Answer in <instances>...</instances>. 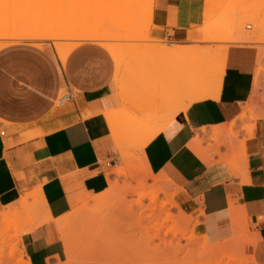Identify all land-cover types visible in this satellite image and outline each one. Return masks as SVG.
<instances>
[{
    "label": "crops",
    "instance_id": "1",
    "mask_svg": "<svg viewBox=\"0 0 264 264\" xmlns=\"http://www.w3.org/2000/svg\"><path fill=\"white\" fill-rule=\"evenodd\" d=\"M202 4L203 0H153L148 37L194 54L184 47L194 46L186 35L201 26ZM44 46L53 59L28 42L0 48V210L11 211L27 196L32 204L30 195L40 188L46 213L38 210L35 217L42 224L20 237L24 261L67 264L55 221L71 211L69 193L96 195L108 188L107 171L118 163L104 114L124 108L114 60L105 48L84 42L62 65L51 45ZM257 60L255 52L229 50L218 91L178 112L145 146L143 158L153 175L162 174L173 184L179 209L198 218L196 234L211 244L233 239L234 212L245 227V254L264 264V118L256 120L253 114L260 88ZM158 73L155 80L151 75L149 91L139 102L141 119L147 106L160 105ZM62 90L71 98L53 112ZM247 108V116L256 120L250 124L252 131L244 128L250 119H237ZM233 122L237 141L210 153L216 147L212 130L227 136ZM35 131L42 134L23 141L22 133ZM196 136L203 137V148L195 145Z\"/></svg>",
    "mask_w": 264,
    "mask_h": 264
},
{
    "label": "rangeland",
    "instance_id": "2",
    "mask_svg": "<svg viewBox=\"0 0 264 264\" xmlns=\"http://www.w3.org/2000/svg\"><path fill=\"white\" fill-rule=\"evenodd\" d=\"M10 2H14L16 4L13 7L7 8V4ZM152 2L153 0H0V48L11 44L28 42L35 44L39 50L53 59L49 48L47 46L42 47V44L48 43L58 56L59 62L62 65H64L62 62H66L70 52L78 46L77 44L79 43L80 45L86 42V38L89 39L90 42L98 43L101 46L103 44V48H107L108 45V48L110 46L113 49L115 48L114 50L110 48V50L107 49V52L111 53L110 56H116V59L113 57L114 62H116V64H122V67L119 69L115 66V82L118 85L117 88H129V91L125 96L122 98L120 97L124 109L119 112H115V120L111 122L114 126H108L111 133V142L113 143L114 151L117 154L116 162L118 164L117 167L107 171L106 177L110 181L111 179L116 178L119 185V193L121 191L120 188L126 186L127 184H130L131 187L134 188V190H132L133 192L127 194V197L125 195V201L128 204L135 202V200L141 196V189L135 187L137 182L145 177V175L147 176L145 178V181L147 182L146 184L148 186L153 185L152 177L147 174V165L141 152L145 141L153 133L162 131L163 128L166 127L169 120H171L177 112H181L185 101V99L183 100V96L186 94L185 79L187 73L190 72L192 75L195 69L208 70L212 67L213 63L211 62L217 56V48L221 49L220 47H225L227 49L226 57L229 50L234 49H245L256 53V58L258 57V60L256 61L257 67L255 72L259 74L260 77V88L259 95L255 101L253 114L258 115L256 120L260 117L264 118V65L260 63L261 58L264 57V0H203V13L201 15L202 24L192 32H205L208 29L211 30L214 29V27H220L222 30L218 35L211 34L209 37H231L234 34V28L236 29L242 24V28H239L241 31L240 33L246 35L253 33L251 35L253 36V39L249 43L241 44L228 41L219 43L200 42L199 38H197L194 42L192 41L194 44L193 47H184L186 49L193 50L194 54L191 55L190 53H185L184 55L172 58V60H170L171 58L167 60V56H165L158 59V61L147 60L149 57L156 55L155 48H153V46L164 43L169 47L170 42L166 40L156 42L151 41L152 38L148 37L149 34L147 36L142 35L136 38L135 41L134 39L126 41L119 39L124 36L133 25H138L140 28L141 26L142 28H150L152 15L151 20L144 21L145 23L143 22V24H141V22H137L132 24V26H125L126 29H120L117 27V24H120L119 21L121 19H132L133 16L140 15L141 12L145 13L147 10H151ZM208 8L210 9L208 10ZM205 11L212 12L208 13L209 15L213 14V20L211 21L210 19L209 24L207 23L208 21H206L207 24L203 25L205 23V17L209 16L207 14V16L204 17ZM255 13L257 15L259 13L260 16L258 15V17H261V22L256 21L258 18L254 17ZM232 14L234 16H232ZM249 15H251L252 18H250ZM130 16L132 17L129 18ZM247 17L249 18L246 19ZM232 19H235L233 23L234 27L230 24ZM247 25H251L250 30L246 29ZM87 35H90V37ZM92 35H95V37L99 36L100 38L97 37V39L100 40L96 39L97 41H94L95 37L93 38ZM53 36L56 37L57 40H55ZM59 37L60 39H58ZM89 41L87 40V42ZM141 42L143 45H141ZM57 44L61 47L60 52L56 50L55 45ZM75 44L76 46L72 49L71 46H74ZM201 50H204V52L196 53ZM159 71H161V75L158 76V80L161 81V88L159 90V94L161 95L160 105L156 107L147 106L144 113L145 118L143 117V119H140L141 106H139V102H141V99L144 97L143 95L146 96L149 91L151 75H153L152 79L155 80V75L159 74ZM141 86L144 87V91L142 93L139 91ZM207 91L205 90L204 95L212 97V92L209 89ZM64 92L65 91L62 90L61 94ZM139 95H142V97H138L137 101H135L134 104L131 103L130 105V100ZM190 96L191 98L193 97L192 95ZM58 99L53 107V110L56 111L58 110ZM247 119L250 120L247 122L243 120V122H246L244 128H247L250 124H254L256 122V120H253L254 118L249 117ZM159 120L160 123H158ZM235 131H238L236 123L230 137L227 135L220 137L218 140H213L215 137L212 130L211 134L213 137L211 136V140L215 143L216 147L219 145V142V147L224 145L230 146V142L232 140L237 141L238 139L239 133L237 134L236 132V135H234ZM29 133L32 132L22 133L21 136L25 137ZM33 133L42 134L40 131H35ZM203 134H205V132ZM195 138L200 140L202 144L203 137L196 136ZM195 138L193 141L195 145H197ZM201 144H199V147L203 148ZM210 153L212 152L210 151ZM119 170H122L123 174L119 176L112 174ZM158 176H160L163 181L161 180V182H158L157 186L167 190L171 197L174 198L175 192L173 190V184L162 174L153 175V177ZM151 189H153L152 186L149 190ZM39 191L40 188L36 189L34 193L30 195V197L34 196L31 199L33 203L37 204L35 212L41 210L43 207L39 197ZM84 194L89 196L92 195L86 192H72L68 194L71 211L62 217L70 216L82 207L83 204L78 201V198ZM163 197L165 198L164 195H160L161 200L164 199ZM145 203H147L146 200ZM4 210L5 208L1 209L0 214L8 212H3ZM171 213L177 216L179 214L178 208L171 209ZM112 215L113 210L111 211V214L108 215L109 217L106 216L107 220H104L101 225L96 224L91 227H87L83 224L85 218H82L83 221L78 218L74 219V217L69 219L68 222L71 224V229L62 235L59 233L67 255V264L72 263L73 261L76 264H96L97 261L99 262H97V264H107L108 262L106 263L102 260L101 256L97 253V251H95V246L99 240L104 243L106 242L107 244H111L113 250L111 248L109 250L112 254L116 255L114 262L117 264L154 263L153 261H155V257L153 256H156V254H153V256L152 254H148L147 256H144L145 253L141 254V243H143L144 238L147 239L149 235L151 236V234H153L152 231H149V233L147 231L135 230L137 232H134L132 231L133 228H128V220H124V217L122 218L119 215L120 219L118 216L116 219L113 218ZM187 217L194 220L192 224L195 222L199 223L198 218H193L188 215ZM21 218L26 219L23 224L19 223ZM29 218L30 215H27L26 217L21 215L14 221L6 220L3 222L4 220L2 221L0 216V264H27L24 261L23 252L20 249L21 236L16 238V234L19 230L26 226ZM189 230V235H192V233L196 235V233L193 232L192 226H190ZM131 232L135 236H132ZM127 233H129V235H127ZM125 235H127V238L130 236V238H135H129L127 240ZM170 237L171 236H167L166 240L170 239ZM70 241L73 242L72 247L70 245L71 251L67 252L66 244ZM154 243L157 244L158 242L154 241ZM182 243L184 244L185 242L182 241ZM92 244L94 246H92ZM199 244L200 242L198 241L197 245ZM188 250L193 253L196 250V247L194 249H190L189 247ZM196 251L198 252V249ZM196 251L194 253H196ZM238 251L239 256H242L243 254L247 260L251 259V256H247L242 249ZM194 253L191 255L192 257L195 256ZM198 253H196V256ZM196 256V261L191 257L192 264L193 261H198V257ZM183 257V255H179L177 256V259L172 260L173 262L170 263H178L179 260L183 259ZM202 260L203 259L199 258V261ZM111 262V264H116L113 261Z\"/></svg>",
    "mask_w": 264,
    "mask_h": 264
},
{
    "label": "bare ground",
    "instance_id": "3",
    "mask_svg": "<svg viewBox=\"0 0 264 264\" xmlns=\"http://www.w3.org/2000/svg\"><path fill=\"white\" fill-rule=\"evenodd\" d=\"M207 3H208V1H207ZM15 4L16 3H14V2H10L7 4V6H8L7 8L13 7V6H15ZM209 9L210 8H208V10ZM208 12L212 13L210 11H208ZM208 12L205 11L204 17L207 16V14L209 15ZM152 14H153V10L151 9L149 11L147 10V12H145V13L141 12L140 15H135L133 17L130 16L129 18L132 17V19H128V20L121 19L122 21L121 20L119 21L120 24L119 25L117 24V27L122 29V28H125V26H127V25L132 26V24L137 23V22H141V24H143L144 21H150L151 20ZM212 15L210 14L209 16L205 17V19H204L205 23L203 25H205L207 23L209 24L210 19H211V21L213 20ZM258 15H259V13H258ZM258 15L255 13L254 17L259 19V20L257 19L256 21L261 22L260 21L261 17H258ZM232 16H234V15L232 14ZM249 17L252 18L251 15H249ZM249 17H247L246 19H248ZM234 20L232 19L230 24L233 25ZM206 21H208V22L206 23ZM235 24H237V23H235ZM115 26H116V24H115ZM250 26H249V28L251 29ZM233 27H234V25H233ZM150 28H142V26L140 28V26H138V25H135V26L133 25L130 29L128 28L129 31L124 36L120 37L119 39H122L124 41L134 39V41H135L136 38H138L142 35L147 36L149 34ZM211 28H213V27H211ZM239 28H242V24L240 27H237L236 29L234 28L233 36L224 37V38L209 37V35H211V34L212 35H218L219 32H221V30H222V28H220V27H218V28L214 27V29H211V30H209L207 28L208 30L205 32H202V31L189 32L186 35V40H189L190 42L191 41L194 42L195 39L199 38L200 42H208V43H210V42L219 43V42H223V41H228V42H232V43H241V44L249 43L253 39V36H251L253 33L250 35L241 34L240 33L241 31L239 30ZM125 29H123V30H125ZM203 30H205V29H203ZM87 36L90 37V35H87ZM38 37H36V38H38ZM60 37L58 39H60ZM92 37L94 38L95 35H92ZM97 37H99V36H96L94 38V41L100 40V39H97ZM93 38H92V40H93ZM40 39H38V40H40ZM54 39L57 40L56 37H54ZM81 39H83V38H81ZM86 39H85L86 42H87V40L89 41V39H87V40ZM90 40H91V38H90ZM256 42H257V40H256ZM77 45H79V43ZM55 46H56V50L60 52L61 51L60 45L57 44ZM75 46H76V44L74 46H71L72 49ZM108 46H107V48H105L106 50L107 49L108 50L113 49V48H111V46L109 47L110 48L109 49ZM102 47H103V44H102ZM153 48H155L156 55L149 57L147 59L149 61H152V60L158 61V59H161L165 56H167V60L170 58H171L170 60H172V58H176L180 55L185 54L179 47L169 48L164 43L159 44V45H154ZM220 48L221 49L217 48L218 50H216L218 52H217L216 58L213 59L211 62V63H213L212 67H210L208 70L195 69L194 72L192 73V75L190 72L187 73L186 79H185L186 94H185V96H183V100L184 99L188 100V104H186V105L184 104L183 109L181 108L182 109L181 112H184L190 103L208 98V96L204 95L205 90L207 91L209 89L212 92V94H214L215 92L218 91V89L220 87V83L222 81L221 79H222V76L224 73V60H225V54H226V50H227L225 47H223V48L220 47ZM207 52H208V50H207ZM109 54H111V53H109ZM111 57H112V55H111ZM113 57L115 58L116 56H113ZM143 61H141V62H143ZM62 63L65 64V62H62ZM114 63H115V66L117 69L122 67L121 66L122 64H116V62H114ZM196 66H198V65H196ZM258 77H259V74L256 73L255 79H257ZM176 88H177V86H176ZM117 89H118V95L121 98L123 96H125L127 94V92L129 91V88H127V89L117 88ZM190 95H192L193 97L191 98ZM143 96L145 97V95H143ZM138 97L141 98L142 95L141 96L139 95V96L131 99L130 105H131V103L134 104V102L137 101ZM52 111H56V110H52ZM115 112H107L106 114H104V118L107 121V124L109 127L114 126L113 124H111V122L115 120ZM248 113H249V108L245 109V111L237 119L242 120L245 118L247 119L249 117L252 118L251 116H247ZM144 118H145V116H144ZM145 122H147V121H145ZM234 125H235V122L231 123L229 128L225 131V133H227L229 136L232 134V130H233ZM245 129H247L248 131H252L253 125H251L247 128L245 127ZM202 131H204V129ZM159 132L160 131L153 133L145 141V143L141 149L142 155H143V150H144L145 146L153 138H155V136ZM222 133H223V131H221L219 129H213V135L215 137V138H213V140L214 139L218 140L221 137ZM39 135H41V134L40 133H37V134L29 133L28 135H26L23 138V141H28L30 139H34L35 136L38 137ZM234 135H236V133ZM211 136H212V134H211ZM195 140H196L198 145L201 144L200 140H197L196 138H195ZM218 144L220 145V142ZM219 145L213 149L212 153L217 152V148L219 147ZM150 171L151 170H148V168H147L148 176L152 177L153 185H151V184L150 185L152 186L153 189L149 190L151 188V186H148L146 184L147 182L145 181V178L147 176L145 175V177L140 179L136 184L135 188L141 189V196H139L135 200V202H133V203L128 204L125 201V195L127 197V194L133 192L132 190H134V188L131 187L130 184H127L126 186H123L120 188L121 191L119 193V187H118L119 185H118V181L116 180V178L111 179V181L109 179H107L108 188L104 192H102L100 194H96V195L92 194L89 196L87 194H84V195L80 196L78 198V201H80L83 204L82 207L80 209H78L77 212H75L74 214H72L70 216H66V217H61L55 221V224L57 226L59 233L62 235L64 233H67L71 229V224L68 222L70 218H73V217H74V219L78 218V219H81V221H83L82 218H85L83 221V224L87 227H91V226H94L96 224L101 225V223L104 220H107L106 216L111 214V211L113 210V215H112L113 218L117 219L118 215L122 218L124 217V220H128L127 221V224L129 223V225H127L128 228H130V227L133 228L132 231H134V232H137L139 230L147 231V232L152 231L153 234H151V236L149 235V237L147 239L144 238L145 239L144 240L143 238H141V239H143V243H141V254L145 253L144 256H147L148 254H152V256H153V254H156V256H153V257H155V259H154L155 261H153L154 263H152V264H172L170 262H173L172 260L177 259V256H179V255H183L184 256L183 259L179 260L178 263H174V264H192V261H191L192 256L191 255L197 249H198L199 253L196 251V253H198L197 256H196V253H194V254L196 257H198V261H199V258H201V259H203L202 260L203 262L202 261L195 262L197 258L195 259V256H193L192 258L195 259V261H193V264H194V262H195V264L196 263L197 264H257L253 257H251L250 260L249 259L247 260V258L243 254H242V256H239V254H238V252H239L238 250L242 249L244 251L243 247H244V243H245L243 241V236H242L245 227H243V221H241L242 218H240L239 215L232 212L233 218L235 220V223L233 222L234 226H235L234 227L235 228V237L229 241H225V242H221V243H217V244H209L205 236H202L200 234L194 235L193 233H192V235H189L190 226H192L193 232H195L194 227L197 226L198 223L195 222L196 224L195 223L192 224V222L194 220L187 217V215L179 209V206L175 203L174 198L171 197V195L168 193V191L162 187L157 186L158 182H161V180L163 181V179L160 176H158L159 178L153 177V175L151 174ZM112 174L119 176V175L123 174V171L119 170V171H116ZM160 195H164L165 198L163 197L164 199L161 200ZM33 197L34 196H31L30 198H33ZM27 200H28L27 197L24 199H21V201H19V204L17 206L11 208L12 210L10 212L8 211L7 213L0 214L1 220L2 221L4 220L3 222H5L6 220L7 221H11V220L14 221L18 217H20L21 215H23L25 217L27 215H30V218L27 221L26 226L24 228H22L21 230H19V232H17L16 238H19L21 235H23L25 232H28L29 230L37 228V226L41 225L43 222L42 219H39L40 222H38V220L35 219V216H36L35 211H36V205L37 204L36 203H32V204L30 203L29 204L27 202ZM145 200L147 201V203H145ZM173 208H178L179 214L177 216H175V215H173V213H171V209H173ZM43 210H45V209H42V211ZM232 211H234V210L232 209ZM43 212L46 213V211H43ZM44 213H43V215H44ZM31 214H32V216H31ZM40 214H42V213H40ZM120 217H119V219H120ZM47 218H49V217H47ZM48 221H49V219H48ZM121 222H123V221H121ZM15 230H17V229H15ZM135 230H137V231H135ZM125 234H126V232H125ZM131 234H132V232H131ZM141 234H143V233H141ZM127 235H129V233H127ZM127 235H125V236H126V239L128 240L131 236L130 237L128 236L129 238H127ZM132 236H135V235L132 234ZM167 236H171L170 239L166 240ZM132 238H135V237H132ZM132 238H130V239H132ZM154 241H157L158 243L156 244V243H154ZM182 241H184L185 243L183 244ZM198 241L200 242L199 245H197ZM93 242H95V241H93ZM72 243L73 242L70 241L66 244V249H67L66 251L67 252L71 251ZM93 244H92V246H94ZM70 245H71V247H70ZM189 247H190V249L191 248L194 249L196 247V250L195 251L193 250L194 252L192 251L193 253H191L190 250H188ZM110 248L112 249L111 244H109V243L107 244L106 242L104 243L100 240H99V242H97V244L95 246V251H97V253L101 256L102 260H104L106 263L108 262L107 264H111L112 263L111 261L114 262L116 259L115 258L116 255L112 254L110 252V250H109ZM243 251H241V252L244 253ZM190 253H191V255H190ZM149 256H151V255H149ZM141 261H143V260H141ZM97 262H96V264H97ZM114 263H116V262H114ZM69 264H76V263L73 261L72 263H69Z\"/></svg>",
    "mask_w": 264,
    "mask_h": 264
},
{
    "label": "built area",
    "instance_id": "4",
    "mask_svg": "<svg viewBox=\"0 0 264 264\" xmlns=\"http://www.w3.org/2000/svg\"><path fill=\"white\" fill-rule=\"evenodd\" d=\"M249 26L250 25H247V27H246L247 30H250ZM260 63L262 65H264V57L261 58ZM70 98H71V96L69 93H67V92L62 93L58 99V108H61L65 102H68L70 100Z\"/></svg>",
    "mask_w": 264,
    "mask_h": 264
}]
</instances>
